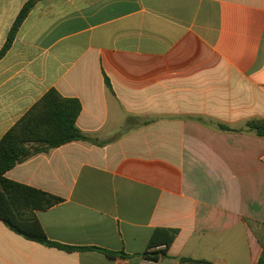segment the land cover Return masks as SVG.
Returning <instances> with one entry per match:
<instances>
[{
  "label": "crops",
  "instance_id": "obj_1",
  "mask_svg": "<svg viewBox=\"0 0 264 264\" xmlns=\"http://www.w3.org/2000/svg\"><path fill=\"white\" fill-rule=\"evenodd\" d=\"M28 1L0 0V52ZM51 89L80 102L88 140L5 176L62 198L38 220L87 249L0 219V264L258 263L264 0H40L0 60V141ZM158 228L178 234L154 262L142 254Z\"/></svg>",
  "mask_w": 264,
  "mask_h": 264
},
{
  "label": "trees",
  "instance_id": "obj_2",
  "mask_svg": "<svg viewBox=\"0 0 264 264\" xmlns=\"http://www.w3.org/2000/svg\"><path fill=\"white\" fill-rule=\"evenodd\" d=\"M40 0H29L20 11L8 39L0 52V60L11 48L16 35L31 10ZM109 86L110 82L107 80ZM82 111L77 99L63 97L56 89L48 91L1 139L0 141V219L16 234L50 248L67 252L87 248L69 247L51 241L37 217L38 211H45L61 203L62 198L42 190L11 181L6 173L28 158L47 153L74 141L88 140L78 129L76 122ZM249 128L264 136V119L249 123ZM178 231L167 228L156 229L142 256L158 262L167 256ZM164 246V248H160ZM110 256L117 253L98 249ZM189 264H211L206 261L182 259ZM257 264H264V248Z\"/></svg>",
  "mask_w": 264,
  "mask_h": 264
}]
</instances>
